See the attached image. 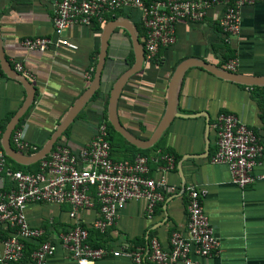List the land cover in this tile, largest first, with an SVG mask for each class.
Returning <instances> with one entry per match:
<instances>
[{
  "label": "crops",
  "instance_id": "0c3cea01",
  "mask_svg": "<svg viewBox=\"0 0 264 264\" xmlns=\"http://www.w3.org/2000/svg\"><path fill=\"white\" fill-rule=\"evenodd\" d=\"M55 1L0 0V32L5 56L11 68L14 60H22L24 67L34 76L27 78L34 87L35 97L21 118L26 122L24 137L41 149L88 88L84 72L92 65L97 66L104 29L99 25L89 28L72 26L65 36L73 47L46 52L28 51L22 45L23 39L52 35ZM242 22L241 36L233 38L229 45L234 56L239 58L238 73L264 77V3L244 9ZM176 38V43L163 51L165 65L144 60L142 68L129 79L119 98L117 114L120 122L140 140H148L164 117L169 84L182 62L192 59L218 66L223 58L224 40L214 27L179 23ZM139 40L141 42L140 35ZM134 63L129 34L125 29H116L109 40L99 93L60 136L70 148L81 149L105 122L101 110L106 105L108 117L110 89ZM26 98L25 85L5 73L0 79L1 140L8 123ZM175 108L177 115L158 141L141 150H147L145 155L150 158V175L155 178L160 177L159 168L165 164L159 160V155L164 153L175 157V167L166 172V177L168 185L177 187L178 191H165L166 201L157 207L153 218L147 217L145 201L128 203L108 231L113 248L136 246L139 241L151 237H156L163 247L168 248L173 231L186 233L185 187L194 185L205 191L204 208L221 240L220 252L199 259L200 264H264V156L254 169L256 182L244 188L231 182L226 165L211 162L217 148L213 123L221 112L238 115L264 144V85H245L193 66L186 70L177 85ZM119 134L117 131L113 134L112 157L116 161H131L139 154L140 148ZM13 161L17 164L12 161L9 164L31 171L36 167V162ZM70 209L69 205L30 203L26 207V217L32 227H42L55 234L72 224ZM95 217L93 210L79 214L84 225H89ZM18 264L33 263L25 259ZM49 264L73 263L59 248L49 259ZM96 264H131V261L126 256H111Z\"/></svg>",
  "mask_w": 264,
  "mask_h": 264
},
{
  "label": "built area",
  "instance_id": "2783aa9c",
  "mask_svg": "<svg viewBox=\"0 0 264 264\" xmlns=\"http://www.w3.org/2000/svg\"><path fill=\"white\" fill-rule=\"evenodd\" d=\"M260 3L264 0H56L52 35L28 37L22 45L28 51L41 52L73 47L65 36L70 27H104L128 19L142 27L144 60L165 65L163 51L176 43L177 24L214 27L230 45L233 38L241 36L244 9ZM239 66L236 55L228 60L220 58L218 64L219 69L231 73H238ZM13 69L26 78L34 77L22 60H14ZM95 71L96 65H92L84 72L88 86ZM4 77L0 64V79ZM213 127L217 148L211 162L226 165L231 182L240 188L255 183L254 169L264 156L260 137L231 112L219 113ZM25 128V120L20 119L12 131L11 144L23 155H35L41 148L25 139ZM108 137V126L103 122L79 150L58 140L47 156L36 161V171L12 169L0 138V264H18L25 259L49 264L59 248L73 264H96L111 256H126L131 264H200L199 259L220 252L221 240L204 208L205 191L194 185L185 187L186 233L173 231L168 248L156 237L146 245L113 248L106 235L128 203L145 201L147 217L153 218L157 207L166 201L165 191L176 193L178 189L168 185L166 177L175 167L173 155H159L165 164L159 168L160 177L155 178L150 175V158L145 154H137L131 161H116ZM30 203L69 205L72 224L55 234L32 227L26 217ZM88 210L95 211L96 217L84 225L79 214ZM100 235L105 238L104 245L96 246ZM29 245H33L31 250Z\"/></svg>",
  "mask_w": 264,
  "mask_h": 264
},
{
  "label": "water",
  "instance_id": "95a60500",
  "mask_svg": "<svg viewBox=\"0 0 264 264\" xmlns=\"http://www.w3.org/2000/svg\"><path fill=\"white\" fill-rule=\"evenodd\" d=\"M125 29L129 34L133 50L135 54V63L130 67L123 75H121L116 82L113 84L112 88L109 92V106H108V119L115 131L120 133L125 139H127L131 144L135 145L140 149H148L153 146L158 139L161 137L162 133L168 127L169 123L172 119L177 115V111L175 108V94L179 81L182 76L186 72L187 69L193 66L203 67L221 78L232 80L235 82H239L245 85H264V77L257 76H246L240 73H231L225 70H221L215 64L200 62L192 59L185 60L182 62L175 70L172 79L169 84L168 90V102H167V110L162 118L159 126L157 127L154 134L148 140H140L133 136L120 122L117 114V106L119 98L124 90L125 85L129 81V79L136 74L142 68L144 63V50L142 43L139 40V33L137 28L128 20V19H119L117 21H112L107 23L104 26L103 34H102V43L101 49L99 52V59L96 66V71L94 74V78L92 83L88 86L85 92L81 95V97L77 100V102L73 105L69 113L66 115L64 120L60 123L59 127L52 135L50 141L35 155L27 156L16 151L11 145V134L15 129L16 125L19 123L20 119L24 116L29 106L31 105L34 97L35 90L31 82L24 77L23 75L17 73L13 68H11L8 59L5 56L4 49L2 47L1 41V32H0V64L5 73L19 79L27 89V98L21 109L15 114V116L8 123L3 136H2V144L3 147L8 154V156L15 160L18 163H31L36 162L39 159L44 158L53 148L55 143L58 141L64 130L74 121L75 117L85 108V106L89 103L91 98L96 95L97 91L102 87V74L106 63V56L109 47V40L112 33L116 29Z\"/></svg>",
  "mask_w": 264,
  "mask_h": 264
},
{
  "label": "trees",
  "instance_id": "16d2710c",
  "mask_svg": "<svg viewBox=\"0 0 264 264\" xmlns=\"http://www.w3.org/2000/svg\"><path fill=\"white\" fill-rule=\"evenodd\" d=\"M135 25H136L137 30L139 31V34H140V37H141V35H142V27H141L140 23H138V22H136ZM224 45H225V51L223 52V55H222L223 59L224 60H228L229 58L234 57V51L232 50V48H230V46L226 42H224ZM130 58L132 60L131 62H133L134 61V56L132 55ZM102 82H103V80H102ZM255 88H257V87H255ZM99 91H97L96 95L99 93ZM101 114L104 116L105 122L107 123V126H108V134H109L108 139H109V141L111 143V146H112L113 134L116 133V131L114 130V128L111 125V123L108 121V117H107V107H106V105L103 106V108L101 110ZM58 140H61V139L59 138ZM138 151H139L138 152L139 154H146V152H147V150H141V149H139ZM8 160L10 162L11 161L14 162L10 157H8ZM15 164H17V163H15ZM35 165H36V167H35V169L33 171H36L37 170V167H38L37 163ZM10 166L14 170H30L31 171V169L21 168L20 166H17V165L16 166L15 165H10ZM100 236H101L100 237L101 238V242L97 243L96 246L104 245L105 238L102 235H100ZM106 236H107V238H109L108 234ZM148 241L149 240H142V241H139L136 245H146V244H148ZM32 246L33 245H29V249L30 250L32 249Z\"/></svg>",
  "mask_w": 264,
  "mask_h": 264
}]
</instances>
